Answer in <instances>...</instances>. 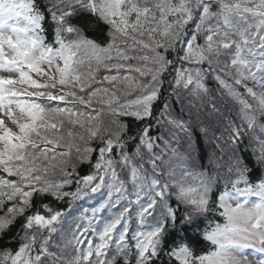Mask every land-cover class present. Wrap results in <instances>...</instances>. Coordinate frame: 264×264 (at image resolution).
<instances>
[{
	"label": "snow or ice",
	"instance_id": "obj_1",
	"mask_svg": "<svg viewBox=\"0 0 264 264\" xmlns=\"http://www.w3.org/2000/svg\"><path fill=\"white\" fill-rule=\"evenodd\" d=\"M51 4L55 37L46 43L34 0H0L8 17L0 22V235L23 217L20 243L0 248V264H132V257L135 264H155L159 225L133 232L130 221L144 225L167 209L168 188L154 187L147 200L128 192L127 183L143 184L145 176L134 158L119 152L120 121L148 115L167 54L178 47L190 66L177 69L178 85L202 87L191 66L207 63L251 115L264 112V0ZM79 11L109 26L104 46L71 22ZM93 156L90 171L80 175L78 166ZM172 183L178 200L205 210L207 188ZM44 195L67 198L70 207L85 198L95 202L82 206L65 230L67 210L36 206ZM220 206L224 223L207 236L215 250L197 256L182 249L177 264H245L247 249L264 256V183H232Z\"/></svg>",
	"mask_w": 264,
	"mask_h": 264
},
{
	"label": "rangeland",
	"instance_id": "obj_2",
	"mask_svg": "<svg viewBox=\"0 0 264 264\" xmlns=\"http://www.w3.org/2000/svg\"><path fill=\"white\" fill-rule=\"evenodd\" d=\"M7 18L6 14L0 13V22ZM8 23L12 24L13 21L9 20ZM23 23L24 21L21 18L20 24L22 25ZM5 30L10 31V28ZM167 66L168 64L157 78L158 83L153 98L154 100L156 96L160 95L161 89H165V94H167V92L169 95L173 94L171 100L170 98L164 99L161 104L162 113L157 117V123L163 130L160 134V142L159 145L156 146L154 144L155 142L152 139H147L144 133L141 135L142 138L135 149V155H133V153L130 157L134 158L137 164L143 169L145 182L135 186L131 182L127 183L126 188L128 192L133 193L134 191H138L140 194L141 192H147L145 196L150 197L153 195L154 187L156 190H159L160 185L157 184H161L160 182L164 180V178H167L165 175L168 171L167 156L170 155L171 159L177 151L178 154L182 156L181 161L177 164L179 167L177 170L179 178H175L172 181L179 180L185 186H192L198 191H203L204 188H207L209 191L213 185L218 182L217 179H222L221 183H224L226 186L225 188H231L232 183H239L240 186L243 187L242 184L245 183L243 180V173L235 149H233L229 143L231 134H235L237 128H239L240 131H242L241 128H243V131L246 132L247 135L250 134L249 136L254 142L251 143L250 146L254 150L255 158L261 163L262 179L264 181V126L257 121L260 116L264 119V112L257 111L255 115H251L246 109V104L240 99H237L228 89L223 92L225 93L223 95L218 88H214V92L219 91L218 94H221L220 96L224 98L220 99L219 96L212 97L211 95L214 93L211 91L207 93V91L203 89L202 81L195 83L196 85H202V87H184L177 84L176 74V78L172 81L170 79L169 82L166 79ZM193 71L195 72L197 70L194 69ZM216 73L220 74L217 71ZM228 82L230 83V80H228ZM243 91L242 88L238 89L240 93ZM130 96V98L133 99L137 98L134 93L130 94ZM204 100L206 101L204 102ZM173 105L177 107L178 114L173 112ZM149 114L150 107L148 109V115H141L137 118L146 120ZM105 122H107V117H105ZM191 127H193V129L194 127L198 128L204 140L205 148L208 150L211 165L209 173L199 171L197 163L193 162V147H191L190 139ZM149 142L152 145L151 148L148 147ZM153 144L156 149L155 151H153ZM189 163H193V166ZM180 169L183 170L181 177ZM123 177L125 180H128V174L126 172L123 174ZM152 181H155V184H153ZM172 181L169 180L170 186H167L168 191L166 195L167 197L172 196L182 205L181 207L184 210L185 217L188 218L187 220L193 219L199 212L202 213L203 211L195 210L193 206L177 199ZM132 198L134 199L135 197ZM141 199L147 200L143 195H141ZM89 202L94 203L95 201L89 199ZM121 203H123V201ZM116 210L117 209H113V211ZM154 216L155 219H158L160 216L161 220V212L159 214L155 213ZM75 217L76 216L71 214H67L64 217L62 223L65 230L68 228L69 222ZM134 222L138 225L135 217ZM59 227L60 226H58V228ZM215 227L216 225L213 226L212 229ZM212 229L209 230L207 236L211 233ZM132 231H137V227L134 228V230L132 229ZM207 240L213 243L211 240ZM180 251L181 250L174 252L175 256H177ZM262 260H264V256H261L258 251L254 249L245 250V264H261Z\"/></svg>",
	"mask_w": 264,
	"mask_h": 264
},
{
	"label": "trees",
	"instance_id": "obj_3",
	"mask_svg": "<svg viewBox=\"0 0 264 264\" xmlns=\"http://www.w3.org/2000/svg\"><path fill=\"white\" fill-rule=\"evenodd\" d=\"M34 4L38 7L43 20L41 21L43 29V38L46 43H54L55 37V22L53 21L50 12L52 4L50 0H34ZM71 22L81 30L83 35L88 39H91L98 43L101 46H104L108 40L109 26L101 22L95 15L88 11H79L72 17ZM194 27V25H193ZM191 31V29L189 30ZM183 53L180 51L179 47L176 50L170 51L167 54L168 66L167 69V81L170 82L176 78L177 69L184 67L189 68L190 66L183 62L182 60ZM192 69L199 71L200 78L195 83L203 82V89L209 93L213 92L212 97L225 94L224 91L227 89L220 84L217 79V72L220 73L219 69H213L209 67L207 63L202 65H192ZM226 80H230L228 77H224ZM251 85V82H250ZM214 88H218L221 94L214 92ZM165 89H161L159 96H156V99L152 100L150 103V114L148 119L143 120L139 119L136 116H127L121 119L123 124V129L119 134L120 146L119 152L123 156H132L135 155V149L140 143L142 134L146 135L147 139H152L155 145H159L160 134L163 131L161 126L157 123L158 115L162 113V102L166 98H173V94L167 92L165 94ZM169 91V90H167ZM167 95V97H166ZM206 100H204L205 102ZM173 112L178 114V109L173 105ZM258 117V116H257ZM259 121L264 126V119L262 116L258 117ZM199 127V126H198ZM235 134H231V139L229 141L231 147L235 149L237 159L240 164V168L243 173V180L245 185L249 186H259L264 183L262 179V166L259 160L255 157L254 150L250 146L251 143H254L249 136L241 128L236 129ZM191 147H193V162L197 163L200 167L199 170L209 173L211 165L209 161L208 150L205 148V143L202 138L201 133L198 131L197 127H191ZM153 144V151H155V146ZM256 150V148H255ZM129 156V157H130ZM117 160L120 159V156L115 157ZM94 159L90 157L89 161L81 162L78 166V173L80 175H86L90 171V163ZM168 162V171L165 174L167 178H164L160 183L157 184L162 186L166 184L170 186V181L175 178H179L177 170L179 167L177 164L181 161L182 156L178 154V151L173 158L170 159V155L167 156ZM193 166V163H189ZM182 168V167H181ZM191 168V167H190ZM160 171V170H159ZM195 171V170H194ZM183 174V170L180 169V177ZM222 179H217L213 187L208 191L207 200L208 204L203 210L202 213H197L196 216L192 219L187 220L185 217L184 210L181 207L182 205L177 202L172 196H168L165 201L167 209H164V213L170 209L173 213L171 217H168L164 214L163 217V227L161 233L158 236V241L156 244L157 247V258L155 259V264H177L176 259L174 258V252H177L182 249H187L192 252L194 255H203L210 253L215 250L214 244L209 243L206 239L207 233L213 226L224 223V218L222 217V209L220 207V196L223 194L226 189L224 183H221ZM215 181V180H214ZM71 188L74 190L75 185H72ZM229 188V187H228ZM36 206L39 204H48L53 209H64L71 211L74 207L78 206L77 204H72L69 206L67 198L64 200L54 199L51 195H44L39 197L36 200ZM42 210V209H41ZM23 223V217L17 218L16 223L11 227L8 233L0 235V248H15L20 243V236L22 234L21 225ZM132 264H135V257H132Z\"/></svg>",
	"mask_w": 264,
	"mask_h": 264
},
{
	"label": "clouds",
	"instance_id": "obj_4",
	"mask_svg": "<svg viewBox=\"0 0 264 264\" xmlns=\"http://www.w3.org/2000/svg\"><path fill=\"white\" fill-rule=\"evenodd\" d=\"M235 264H238V262H235Z\"/></svg>",
	"mask_w": 264,
	"mask_h": 264
}]
</instances>
